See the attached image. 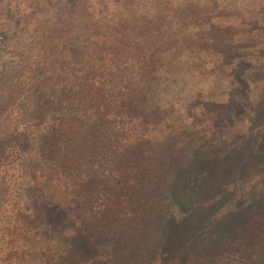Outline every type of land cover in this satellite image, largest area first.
Returning <instances> with one entry per match:
<instances>
[{
  "label": "trees",
  "instance_id": "1",
  "mask_svg": "<svg viewBox=\"0 0 264 264\" xmlns=\"http://www.w3.org/2000/svg\"><path fill=\"white\" fill-rule=\"evenodd\" d=\"M59 5L61 21H45L38 36L41 66L26 81L32 102L7 106L24 119L0 137V264L100 262L122 236L98 241L93 223L100 230L139 214L152 231L164 167L175 156L160 157L144 112L193 87L188 63L203 52V38L253 35L264 46V0ZM229 41L223 49L238 43ZM225 53L217 52V65ZM253 218L226 251L192 263L264 264V222Z\"/></svg>",
  "mask_w": 264,
  "mask_h": 264
},
{
  "label": "rangeland",
  "instance_id": "2",
  "mask_svg": "<svg viewBox=\"0 0 264 264\" xmlns=\"http://www.w3.org/2000/svg\"><path fill=\"white\" fill-rule=\"evenodd\" d=\"M59 4L0 0V137L24 119L17 106H7L32 102L26 81L41 66L38 36L45 21H61L66 10ZM224 37L202 39L206 47L188 63L194 85L181 100L161 99L142 117L160 157L175 154L164 167L169 174L156 196L154 228H145L150 221L139 214L100 230L91 224L98 241L122 236L94 264H193L202 252L226 251L246 220L264 222V46L253 35ZM229 39L238 42L233 50L223 49ZM221 51L226 57L217 65Z\"/></svg>",
  "mask_w": 264,
  "mask_h": 264
}]
</instances>
